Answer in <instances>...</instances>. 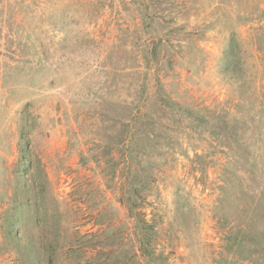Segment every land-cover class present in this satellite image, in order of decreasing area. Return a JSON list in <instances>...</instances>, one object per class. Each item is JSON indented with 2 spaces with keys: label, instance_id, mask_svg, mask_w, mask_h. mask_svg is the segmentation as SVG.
I'll list each match as a JSON object with an SVG mask.
<instances>
[{
  "label": "rangeland",
  "instance_id": "1",
  "mask_svg": "<svg viewBox=\"0 0 264 264\" xmlns=\"http://www.w3.org/2000/svg\"><path fill=\"white\" fill-rule=\"evenodd\" d=\"M134 105L153 169L110 138ZM250 169L264 186V0H0V264H264L225 239L264 232V197L221 209Z\"/></svg>",
  "mask_w": 264,
  "mask_h": 264
},
{
  "label": "trees",
  "instance_id": "2",
  "mask_svg": "<svg viewBox=\"0 0 264 264\" xmlns=\"http://www.w3.org/2000/svg\"><path fill=\"white\" fill-rule=\"evenodd\" d=\"M158 42H154L153 41V46L150 47V51L148 54L145 55L144 58V62H145V66L146 67H150V64L153 61H156L157 59V54L156 50H155V45ZM144 89H145V84H142V89L141 91H139V93L142 95L144 93ZM142 96H140L141 99ZM159 100H161L165 106H169L170 107V114H174L176 112H181L184 111V109L186 108H182L181 105H178L175 101H172L169 97L166 96H159ZM158 101V100H157ZM156 101V102H157ZM171 101V102H169ZM176 106V109H175ZM136 106H132V109L130 108L129 110V115H130V119L126 120L122 123V126L120 129H118V132L114 133V134H110V138L114 140V151L119 154L120 156H125L126 159H131V161L133 160L134 162L140 160L142 158V160H140V163L144 160V156H146V158L148 157L146 154L149 153H156L155 146L152 143V140L154 138H151L150 136V129L152 127L151 123H153L154 118L148 114L146 115H142L145 114V112H141L139 110V108H135ZM162 108V107H161ZM135 109V111H134ZM160 111L162 112L163 110L160 109ZM203 111V112H202ZM188 113L190 114V116L192 115V117L197 121L198 125H202L205 124L207 122H213L216 121L217 119L219 121H222V119H220L218 116L215 115V112H213L212 110H205V109H197L196 113L193 112L192 110H189ZM202 113V114H201ZM142 115L145 119L141 120V125H139L140 127L138 128H133L132 125L135 122L137 116ZM218 121V122H219ZM144 125V127L142 126ZM211 127V126H210ZM217 126L214 125L211 127V129L216 128ZM140 129H144V131H146V133H143V135H138V131ZM231 137H233V140L235 142L238 141V135L236 134H230ZM169 136V135H168ZM170 137V136H169ZM159 141V140H158ZM160 151V150H159ZM162 155V153H161ZM109 161L111 162V164H109ZM109 165H110V176L114 175L115 171L117 170L116 168L118 167V163L121 162V160L119 161L118 158H114L113 154L110 155L106 161ZM133 162V163H134ZM133 163L131 162H124V165H122L121 170L123 171L125 167L127 170H131V167L133 166ZM158 164V162L154 159H149L147 158L146 163H145V167H150V168H154L156 167V165ZM128 165V166H127ZM252 169V168H251ZM251 169L249 170L248 175L249 178L246 179L249 180V182L247 183L245 180L242 182H238V183H233L230 180H225L222 181V184L219 185V189L221 191L220 194V198L221 199V209L223 210L224 215H226V217H230V212L231 211V203H234L236 205V207L239 204V201L241 202V200L244 198V202H247L248 199H253L255 197L258 196H262L264 197V191H263V185L258 183V181H252L253 176H255L254 174H251ZM144 169L141 170H137L136 168H134L133 170V175H130L129 173L127 174V178L130 182V184L128 185L127 189H126V194L127 197L125 198H121L120 201L124 202L126 205H128V208L130 210L134 209L135 206L139 205V200L142 198L141 197V191H143L145 188L144 185H140L138 183L134 184V179L133 177H140V173H142ZM127 172V171H126ZM149 172V171H147ZM238 178V176H237ZM234 187L237 189V191L234 190ZM141 190V191H140ZM233 190L234 192H236V197H229L227 194L228 191ZM231 194V193H230ZM245 194V195H244ZM260 204H263L264 201L259 202ZM246 212V211H244ZM232 217V216H231ZM140 221V225L141 226H145V221H142L141 219L137 222ZM248 228L246 229L245 227L242 228H238L236 229L234 232H228L226 235V241H232L233 243L237 242V245H239V248H241L243 251L246 249L245 246L242 245V240L243 239H247L249 241L250 244H252V246L248 247L251 251L248 252H243L245 255L246 253H252L254 252L255 255H258V257L261 256V254H264V232H260L259 229L256 230L254 228V226L251 224H247ZM147 231H150V227H147ZM15 234V232L13 233ZM16 235V234H15ZM141 244V243H140ZM241 244V245H240ZM249 246V245H247ZM144 247L141 246V249H143ZM229 249H231V247H228ZM235 252V250H234Z\"/></svg>",
  "mask_w": 264,
  "mask_h": 264
}]
</instances>
